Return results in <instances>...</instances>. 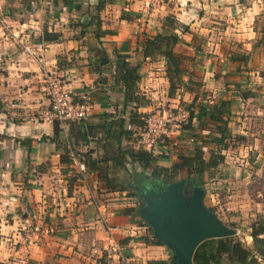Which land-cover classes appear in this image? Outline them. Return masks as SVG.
I'll use <instances>...</instances> for the list:
<instances>
[{
	"label": "crops",
	"instance_id": "crops-1",
	"mask_svg": "<svg viewBox=\"0 0 264 264\" xmlns=\"http://www.w3.org/2000/svg\"><path fill=\"white\" fill-rule=\"evenodd\" d=\"M96 1L0 0V264H6L13 244L22 243L27 225L40 230L27 237V264H121L107 251L111 242L105 226L116 228L113 245L130 264H174L171 250L138 214L142 188L159 183L150 172L169 169L195 148L204 158L221 157L203 173L204 180L217 167L237 161L227 158L222 142L238 128L241 104L231 102L232 86L199 52L205 26L204 21L197 26V11H207L206 0H103L95 11ZM9 32L30 44L42 41L44 32L58 39L44 42L42 62L36 63L19 51ZM161 33H174L179 40L172 52L180 59L181 74L170 89L163 56L144 58L141 52L145 39ZM115 52L138 65L135 108L123 107L120 87L112 83ZM195 54L200 63L193 60ZM46 74L61 79L73 101L88 96L93 102L91 114L69 124L66 133L47 120ZM231 75L229 80L238 76ZM156 109L187 112V124L171 132L178 142L175 150L141 171L120 154L131 142L106 132L123 112ZM64 148L97 160L95 169L85 166L78 173ZM120 156L121 165L113 162ZM185 176L186 170H180L176 178Z\"/></svg>",
	"mask_w": 264,
	"mask_h": 264
},
{
	"label": "rangeland",
	"instance_id": "rangeland-1",
	"mask_svg": "<svg viewBox=\"0 0 264 264\" xmlns=\"http://www.w3.org/2000/svg\"><path fill=\"white\" fill-rule=\"evenodd\" d=\"M203 2L207 11H197L200 18L197 26L203 21L205 26L199 52L209 59L210 66L219 69L218 76L223 72V77H219L224 81L226 78L225 85L232 86L231 102L241 104L239 122L234 124L239 126H234L222 142L228 149L227 158L237 161L225 168L217 167L207 180L203 175L199 179L186 171L187 176L181 179L183 192L188 195L193 189L200 190L202 204L208 205L223 225L235 231L236 241L248 246L249 225L257 218H262L264 224V0ZM17 48L21 52L18 45ZM193 60L200 63L202 58L195 54ZM229 75L237 77L229 80ZM181 180L177 177L174 182ZM206 195L214 198L215 203L207 202Z\"/></svg>",
	"mask_w": 264,
	"mask_h": 264
},
{
	"label": "trees",
	"instance_id": "trees-1",
	"mask_svg": "<svg viewBox=\"0 0 264 264\" xmlns=\"http://www.w3.org/2000/svg\"><path fill=\"white\" fill-rule=\"evenodd\" d=\"M103 4V0H97L94 7L95 11H99ZM96 22L98 23V21ZM86 27L88 26H83L82 28ZM96 27H98V25ZM57 39L56 34H48L46 32L42 34L43 42H54ZM178 42L179 40L174 33H161L151 39H145L141 43V52L144 58H152L151 56L153 54L163 56L169 89L174 87L173 80L180 77L181 74L180 59L172 52V47ZM113 55L114 71L111 76L112 83L116 85V87H120L118 91L122 93L123 107L125 108L127 104H131L133 105L132 108H135L136 104L140 101L136 85L139 79L137 73L138 65H130L126 61V56L118 55L116 52ZM218 104L226 105L229 104V102L220 100ZM123 113H121V116H119L117 121L111 126V128L115 127L116 131L114 132L110 128L106 134L130 142L132 132L125 129V123L131 127L141 128L143 126L140 120L142 114L131 111L126 114ZM225 114L228 115V111H225ZM55 132H57V130H55ZM64 153L68 157L67 148H64ZM120 154L122 157H127L130 164H136L141 171L149 169L152 162L159 158L152 157L149 153L140 149H134L133 147L124 152H120ZM121 156L113 162L121 165ZM79 159L88 169H95L97 160L91 159L88 155L79 156ZM177 159L178 162L172 164L169 169L153 168L149 175L150 178L161 184H169L176 180V175L180 170H186L189 175L194 174L200 179L207 169H213L217 166L221 157L219 155L209 154L207 158H204L203 152L195 148L191 154L178 156ZM208 210L212 212L211 209ZM229 226L230 228H234L232 225ZM263 235V220L262 218H257L256 222L250 225L248 236L251 239V244L249 246L242 245L234 239V236L206 240L195 248L191 262L192 264H261V262H264Z\"/></svg>",
	"mask_w": 264,
	"mask_h": 264
},
{
	"label": "built area",
	"instance_id": "built-area-1",
	"mask_svg": "<svg viewBox=\"0 0 264 264\" xmlns=\"http://www.w3.org/2000/svg\"><path fill=\"white\" fill-rule=\"evenodd\" d=\"M10 37L16 41L20 47L21 53L36 63H41L43 54L46 50L43 41H37L32 44L17 39L13 33ZM45 84V94L49 101V110L47 120L57 124L62 133H66V127L69 124L77 123L86 119L92 112L93 102L88 96H83L79 101H73L71 91L66 88L64 83L58 77L51 74L43 76ZM187 112L163 111L142 114L140 120L143 123L141 128L131 127L125 123V129L132 132L131 147L140 149L149 153L152 157H161L170 154L177 147L178 142L171 139L173 129H181L187 124ZM191 142V140H189ZM68 158L70 163L77 166L78 173L84 171V164L80 161L79 156L74 154L68 148ZM107 240L111 242L107 251H110L121 264H130L123 260V257L117 247L113 245L112 235L116 231L114 227L105 226ZM40 230L36 226L27 225L23 228V241L20 244H13L12 254L8 257L6 264H27L28 261V243L27 237L30 234H38Z\"/></svg>",
	"mask_w": 264,
	"mask_h": 264
},
{
	"label": "water",
	"instance_id": "water-1",
	"mask_svg": "<svg viewBox=\"0 0 264 264\" xmlns=\"http://www.w3.org/2000/svg\"><path fill=\"white\" fill-rule=\"evenodd\" d=\"M109 124H106V128ZM184 180L142 188L139 217L153 237L172 252L174 264H192V254L202 242L235 235L202 204L203 194L183 192Z\"/></svg>",
	"mask_w": 264,
	"mask_h": 264
}]
</instances>
